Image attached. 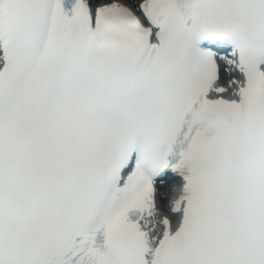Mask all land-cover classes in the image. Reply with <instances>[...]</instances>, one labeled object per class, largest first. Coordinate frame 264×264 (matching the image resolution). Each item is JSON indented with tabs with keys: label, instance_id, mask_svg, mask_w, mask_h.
I'll return each mask as SVG.
<instances>
[{
	"label": "snow or ice",
	"instance_id": "obj_1",
	"mask_svg": "<svg viewBox=\"0 0 264 264\" xmlns=\"http://www.w3.org/2000/svg\"><path fill=\"white\" fill-rule=\"evenodd\" d=\"M0 264H264V0H0Z\"/></svg>",
	"mask_w": 264,
	"mask_h": 264
}]
</instances>
